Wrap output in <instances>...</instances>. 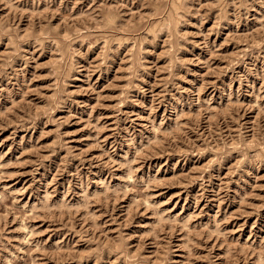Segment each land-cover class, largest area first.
I'll use <instances>...</instances> for the list:
<instances>
[{
    "label": "rangeland",
    "instance_id": "1",
    "mask_svg": "<svg viewBox=\"0 0 264 264\" xmlns=\"http://www.w3.org/2000/svg\"><path fill=\"white\" fill-rule=\"evenodd\" d=\"M0 264H264V0H0Z\"/></svg>",
    "mask_w": 264,
    "mask_h": 264
}]
</instances>
